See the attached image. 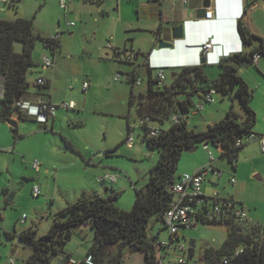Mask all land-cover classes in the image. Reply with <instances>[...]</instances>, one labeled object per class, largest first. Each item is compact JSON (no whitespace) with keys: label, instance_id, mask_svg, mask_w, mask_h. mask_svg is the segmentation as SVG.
Here are the masks:
<instances>
[{"label":"rangeland","instance_id":"rangeland-1","mask_svg":"<svg viewBox=\"0 0 264 264\" xmlns=\"http://www.w3.org/2000/svg\"><path fill=\"white\" fill-rule=\"evenodd\" d=\"M62 1L21 0L17 8L6 7L5 11H2L3 6L0 5L1 20L33 19L37 34L47 38L60 35L63 51L55 55L57 58L55 68L67 78L58 81L56 95H68L67 100H73L78 105L74 111L60 110L58 127L50 130L49 134L52 135L42 137V141L40 140L47 149V154L43 157L47 162L54 160V166L50 168L44 166L43 172L37 173L31 164L35 161L43 164V160L33 150L28 153L26 159L13 155L0 157V255L2 256L0 264H9L10 259L15 260V264H24V258H27V252L30 253L31 248L23 244L18 235L29 229L37 230L39 237L46 235L53 225L55 214L68 207L61 194L67 193L68 198L72 197L71 203L80 199L72 194L69 188L74 193V186L76 188L87 186L88 192L82 197L92 195L109 197L111 190L108 192L107 188L118 186L115 187L118 193L117 206L122 210L130 211L136 200V188L142 189L147 185L150 171L159 159V152L149 148L145 131L139 127L140 119L137 117L136 106L130 108L129 105L132 85L128 83L127 75L133 72V69L124 61L118 62L109 48L110 44L115 45L112 39L114 33L119 39L126 36L123 33L124 22L135 15L134 9L130 7L132 11L129 7H125L123 23L119 25L120 16L109 7L110 0L107 3L108 14L105 15L100 14L98 7L88 5L85 0H66V9L62 8ZM116 7L118 8L117 5ZM118 25L119 29H116ZM127 36L138 37V33L132 31ZM22 50L23 45L17 43L15 51L21 53ZM55 56L41 40L37 42L34 51V60L37 63H43L45 57L53 59ZM141 61L142 59L139 62ZM34 69L32 68V71ZM203 70L209 81L213 82L219 77L221 67L211 65L205 66ZM119 72L124 73V76L117 82L115 78ZM176 72L180 70L166 71L167 83H170V75ZM238 75L247 79L251 87L254 94L251 107L260 111L257 114L258 126L264 130V120L260 114L264 112V68L240 69ZM140 78L143 83L140 87H136L135 91L146 93L148 90L146 72H143ZM29 79L37 80V74L30 72ZM85 81L91 86L87 93L83 90ZM194 100L197 101V98ZM230 111L240 118L245 117V111L235 96L225 97L217 94L214 104L207 106L204 112L191 116L189 128L203 132L209 125L226 118ZM128 116L130 119L127 118ZM129 120L134 127L132 133ZM169 125L167 124L165 128ZM5 126L15 140L11 126L8 124ZM60 133L71 141L76 152L68 148ZM130 134L134 138L133 149H129L124 144ZM32 140L34 139L24 141L19 150L24 148V144L29 145ZM55 141L60 145L59 151H56ZM35 144H39L38 139ZM0 145L5 147L6 143L2 142ZM203 146L199 144L195 152L183 153L177 176L185 172L192 173L189 170L191 163H201L208 159V152L204 151ZM4 149L0 148V150ZM211 150L218 164L223 167L225 176L221 181L222 186L209 187L223 196L234 197L239 205H244L249 217L246 226L259 224L264 227L262 151L253 155H250L249 151L242 152L235 170L228 159H221L220 150L213 147ZM9 153H13V150ZM103 153L108 155L103 159H96V155ZM15 157L16 164H14ZM47 169L50 171L47 172ZM106 173L116 175L118 185L99 182V178L106 176ZM37 178H39L37 187L42 192L40 197L33 195L35 187L33 181ZM232 179L236 181L234 186L230 184ZM205 182L211 183L209 180ZM12 196L14 197L11 198ZM48 196L55 201L52 202L50 199L47 201ZM152 225L154 227L151 231L152 236L157 237L160 232L159 240L170 239V233L164 223L153 219ZM231 229L232 227L225 223L199 224L193 229H181L180 239L174 240L166 259L167 263L175 264L184 255L183 251L176 250L175 245L189 248L191 242L195 241L196 257L189 264H204L203 257L206 250L221 248ZM94 240L95 235L92 230L84 231L82 234L80 229H75L72 240L65 248L66 252L72 253L73 258L78 261L86 257ZM145 263L143 252L135 253L125 262V264ZM53 264L59 263L55 261Z\"/></svg>","mask_w":264,"mask_h":264},{"label":"trees","instance_id":"trees-1","mask_svg":"<svg viewBox=\"0 0 264 264\" xmlns=\"http://www.w3.org/2000/svg\"><path fill=\"white\" fill-rule=\"evenodd\" d=\"M20 1L11 0L7 7L17 8ZM238 32L243 45L252 51L223 58L219 63L220 75L213 82L209 81L203 70L206 65L187 66L164 68L165 73L168 69L180 72L172 73L170 83L166 80L161 86L157 78L158 70L149 67L146 61L149 55H133L116 50L117 56L124 55V62L133 69L127 75V81L132 85L130 108L136 106L137 117L150 116L152 122L163 130V134L157 138H149L145 133L149 148L159 152L158 162L150 171L147 185L142 189L136 188V200L130 211L117 206L116 192L109 197H82L55 214L53 225L46 235L39 237L34 229L22 231L18 237L32 251L24 264H53L56 260L68 264L71 258L65 248L72 240L74 230L84 225H88L95 235L87 254L94 257L95 264H125L128 257L138 252L145 253V264H158L160 232L157 237L151 235L154 228L152 220L164 223L163 217L175 201L172 187L178 180L177 172L183 153L199 144L210 145L220 150L221 159H228L236 170L239 153L245 147H237V142L255 134L258 119L251 107L254 94L238 75V67L257 55L264 56V44L261 38L249 31L244 20L238 22ZM40 40L54 55L61 51V39L37 34L33 19H0V74L5 77L4 96L0 101V118L3 122L11 121L14 115L26 120L16 99L21 97V102H24L30 97L32 84L29 73L37 67L34 51ZM17 43L23 45L21 53L15 51ZM143 72L148 77V90L137 93L135 89ZM37 86L45 90V94L51 90L49 83ZM212 89L225 97L235 96L245 111V117L240 118L230 111L226 118L209 125L203 132L191 130L186 123L176 125L171 122L172 114L190 112L196 103L194 98L198 96L201 99L203 93ZM127 118L130 119L129 116ZM167 124L170 125L165 128ZM129 125L132 132L134 127L130 120ZM240 206L244 207L243 204ZM224 217L219 221L203 223H225L232 227L221 248L206 250L204 264H264V227L259 224L246 226L248 220L240 222L231 216ZM195 257L196 242L192 241L188 259L195 260Z\"/></svg>","mask_w":264,"mask_h":264},{"label":"crops","instance_id":"crops-1","mask_svg":"<svg viewBox=\"0 0 264 264\" xmlns=\"http://www.w3.org/2000/svg\"><path fill=\"white\" fill-rule=\"evenodd\" d=\"M85 1L86 3H89L88 5L98 7L100 9L99 11L101 12L100 14L102 15L108 14L107 13L108 0H85ZM116 1L110 0L109 7H112L113 10L117 12L118 15L120 16L119 25L121 22L123 23V18L126 9L125 7H129V8L132 7L134 9V14L136 15V17L135 15H133L131 19H128L127 21L124 22L123 33L126 36L119 39L116 33L112 35V39L115 41V45H112L113 49H111L114 54V58H116L115 57L116 50H120L121 52H127V54H133V55L136 53L150 55L153 52V50L156 49L158 41L170 42L172 28L179 26L180 24L183 23H186L188 28L189 38L186 44L191 46L190 57L186 59H180V60L174 59L172 61H169L166 60L163 55L155 53L154 57L151 59L152 62H150V58L146 60L148 63L152 64V66H157V65L170 66V67L201 66L200 65L201 57L199 55L198 47L208 42H211L213 44V50L208 56L210 61L209 64H206V66H211L212 64H216L218 62V59L222 56H228L230 54H236V53L239 54L243 52L250 53L252 49L249 47H245L243 45L238 32V22L240 20H244L249 31L253 35L261 38L264 44V0H210L211 7L208 9V11L211 10L214 12L213 19L210 21L208 20L197 21L198 11L203 8L206 0H187V4H184L181 0H116ZM116 5L118 6V8L116 7ZM132 8L130 9L132 10ZM5 10L6 7L3 6L2 11ZM119 25L118 28L116 29H119ZM132 31L137 32L138 37L127 36V34H129ZM62 51L63 50L61 48V51L59 53H62ZM56 56L53 58L54 65L52 68H46L43 65V63L36 62L37 67H34L35 68L34 71L31 70V72L37 74V80L39 78H44L45 80H47L48 83L50 84L51 90L49 91L48 94H45L46 91L40 89L37 86V80L31 81L29 79L32 85L29 91L30 97L28 98V100L24 101L25 103H29L31 106H36L41 101H48L53 104H60L64 101H68L67 100L68 95L65 96L56 95L58 91L57 89L58 81L67 78V76H62L58 72V70H56L55 68L57 64ZM263 57L264 56H260L259 59H256L255 56L253 59L251 58L250 60H248L250 61V64L246 62L241 64L238 67V74L240 72V69H250V67H255L257 69L264 68ZM37 70H40V72H38ZM122 75L124 76V73H122ZM242 78L248 84L247 79H245L244 77ZM4 88H5V77L0 74V101L4 96ZM196 98L197 101L195 102H199L201 100L198 96ZM211 104H214V102ZM211 104H207L205 106V109L207 106ZM205 109L202 112H204ZM253 110L256 112V114H259L260 112L259 110L257 111L256 109ZM59 111L57 112L56 116L54 118H50L46 124L40 123L37 119L28 116L25 111L24 113L26 115V120H20L17 115H14L11 118V120L17 124V127L15 130H13L12 128L11 129H12V133L15 135V140L13 139L12 134L7 130V127L5 126L8 123L3 122L0 118V143L2 142L6 143L5 147H1L0 145V148H5L4 150H0V157L3 155H7V156L13 155V156H21L23 159H26L28 158V153L33 150V152L43 160V164H41L42 170L39 174L43 172L44 166L46 168H50L54 166L55 163L54 160H52L51 162L50 161L47 162L45 157H43V155L45 156L47 154V149L44 148L46 147V145L44 146L43 144H41L42 141L41 139L42 137H47V136L49 137L50 135H52L49 134L50 130H55L58 127V122L60 121V119L58 118ZM260 114H262L264 120V112ZM257 119H258V115H257ZM254 133L260 136H264V130L259 128L258 122L256 127L254 128ZM53 135H57V134H53ZM59 135L63 138L68 148L72 149L73 151L76 150L69 139H67L62 133H60ZM30 138L34 140H32L31 143H29V145L27 143L24 144V148L22 150H19L20 145H22L24 141H28V139ZM36 138L38 139L39 144H35L37 140ZM68 144H70L71 147H69ZM54 145L56 146V151H59L60 145L58 141L57 142L55 141ZM245 147L240 151L238 160L242 152L247 153L249 151L248 153L250 155H253V154H258V152L261 151V145L258 140L246 142ZM203 149L204 151L208 152V159L201 163H191L189 170L192 171V173L190 174L195 173L200 168L207 166L211 163L209 151L205 149V146H203ZM10 150H13V153H9ZM33 163L31 164L32 167H33ZM14 164H16V157L14 159ZM213 167L214 169L220 171L223 175L219 177L218 175L211 173L207 178V180H209L211 183L208 184L204 182L203 193L208 197H211L215 193H218L222 198H233L237 202V200L234 197L223 196L217 191L214 192L213 188L209 187V186H222L221 181L225 176V171L223 167H221L218 164V160L216 157H215V162L213 163ZM49 171L50 170L47 169V172ZM185 173H189V172H185ZM108 174L109 173H106V175ZM109 175H114V174H109ZM181 175L178 176V179ZM37 180H39V178L34 179L33 186H38ZM102 184H108V183H102ZM114 184L118 185V180L116 183H113L112 185ZM115 187L118 188V186H114L111 189L107 188L108 192L111 190V193H109L108 196H111L112 194H114V192H116ZM4 190H8V189L4 188ZM69 190L72 194H75L77 198H81L82 196H84L83 194H87L88 187L82 186L76 188L74 186L73 188L74 193L71 191L70 188ZM61 196L62 199H65V202L68 205L71 203L70 200H72V197H69L70 198L69 199L67 197V193H63L61 194ZM94 196H100V195H94ZM94 196L92 195L91 197ZM49 199L50 197L48 196L47 201ZM50 200H52V202L55 201V199H50ZM79 229L81 230L82 234L84 233V231L91 230L88 225H84ZM27 254H28L27 258H24V261L28 259V257L32 254V251L30 253L27 252ZM68 254L70 255V258L72 260L78 263H81L85 259L84 257L76 261L71 255L72 253H68ZM1 257L2 256L0 255V259ZM56 261L59 264H62L61 262H59V260Z\"/></svg>","mask_w":264,"mask_h":264},{"label":"built area","instance_id":"built-area-1","mask_svg":"<svg viewBox=\"0 0 264 264\" xmlns=\"http://www.w3.org/2000/svg\"><path fill=\"white\" fill-rule=\"evenodd\" d=\"M184 4H187V0H181ZM11 3V0H0V5L7 7ZM62 8L66 9V0L62 1ZM214 12L208 11L206 20L210 21L213 19ZM54 39H61L60 35L54 37ZM110 49H113V46L109 45ZM199 55L200 57H205L209 55L213 50V44L208 42L200 47ZM117 61H125L126 57L124 55L117 56ZM259 55L256 56V59H259ZM130 60V57H127ZM43 65L46 68H52L54 65V61L52 58L45 57L43 60ZM149 67L153 69H157V78L159 81V85H163L167 76L164 71L166 66H152L149 63ZM123 79L122 73H119L115 80L117 82ZM142 80H138L137 86L140 87L142 85ZM37 84L44 86L48 84V81L44 78H39L37 80ZM91 88L90 83L85 81L83 84L84 92L89 91ZM217 95L216 90L212 89L207 93H203L201 96V100L196 102L193 110L188 113L178 112L171 115L170 119L173 124H188L191 116L201 113L207 104H211L214 102V97ZM18 105L21 107L23 111L27 113L28 116L37 119L40 123L46 124L50 118H54L59 110H74L77 107L76 102L74 101H64L60 104H53L48 101H41L36 106H31L29 103L20 102ZM34 110V111H33ZM140 119L139 127L143 129L149 138H157L163 134V130L161 127L157 126L152 122L150 116H145ZM132 133V132H131ZM258 140L261 145V151L264 154V136L252 134L249 136L247 140H239L237 142V147H241L245 145L246 142ZM124 144L129 149H133L134 147V138L132 134L125 140ZM205 149L209 151L210 161L211 163L207 166L200 168L193 174L184 173L182 174L177 182L172 187V192L175 196V201L172 204L171 208L165 213L163 217V222L165 228L170 233L169 240H159V255H158V264H171L167 263L166 259L172 248V244L175 239H180V230L181 229H193L196 228L199 224H203L205 222H214L227 218L229 216L233 217L237 221L243 222L249 219L248 213L245 207H242L236 202L233 198H222L218 193H215L213 196L208 197L203 193V185L207 180L208 176L213 173L218 175L219 177L223 174L214 169L213 163L215 162V156L211 150L210 145H204ZM107 154H98L96 158L103 159ZM33 168L37 173H40L42 170V165L39 161H35L33 163ZM101 183H116L117 177L114 175H106L102 176L98 180ZM231 184L235 185L236 181L231 180ZM42 194L41 189L37 186L33 188V195L35 197H40ZM176 250L183 251V257L179 258L175 264H189L190 261H194L193 259H188L189 248L186 246L175 245ZM226 263V262H225ZM9 264H15V260L10 259ZM68 264H95L94 257L92 255H87L85 259L81 262H75L74 260H70Z\"/></svg>","mask_w":264,"mask_h":264},{"label":"water","instance_id":"water-1","mask_svg":"<svg viewBox=\"0 0 264 264\" xmlns=\"http://www.w3.org/2000/svg\"><path fill=\"white\" fill-rule=\"evenodd\" d=\"M211 7L210 0H206L203 8L198 11L197 21L206 20L207 11ZM189 33L186 23L180 24L172 28L171 30V41H158L156 49L151 53V57H154L155 53L161 54L164 56L166 60H180L186 59L190 57L191 54V46L187 45ZM246 63L250 64V61H246ZM207 58H201L200 65H206ZM21 102V97H17L16 103ZM8 125L11 126L13 130L16 129L17 124L14 121H8ZM197 148H193L188 150L189 152H195ZM12 196L11 198H13ZM62 257H59L61 259Z\"/></svg>","mask_w":264,"mask_h":264},{"label":"clouds","instance_id":"clouds-1","mask_svg":"<svg viewBox=\"0 0 264 264\" xmlns=\"http://www.w3.org/2000/svg\"><path fill=\"white\" fill-rule=\"evenodd\" d=\"M151 55V54H150ZM149 55V58H150V62H152V58L153 57H151ZM231 55V54H230ZM209 55H207V56H205V57H201V58H207V64H209V61H210V59H209V57H208ZM229 56V55H228ZM225 57H227V56H222V57H220L219 59H218V62L216 63V64H212V65H219V63L221 62V60L223 59V58H225ZM157 66H160V65H157ZM180 67H185V66H178V67H170V66H166V68H180Z\"/></svg>","mask_w":264,"mask_h":264}]
</instances>
